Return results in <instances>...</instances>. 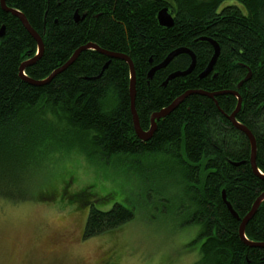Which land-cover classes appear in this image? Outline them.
<instances>
[{
  "label": "trees",
  "instance_id": "1",
  "mask_svg": "<svg viewBox=\"0 0 264 264\" xmlns=\"http://www.w3.org/2000/svg\"><path fill=\"white\" fill-rule=\"evenodd\" d=\"M6 5L24 15L42 38L41 58L25 70L32 80L47 79L88 44L127 55L134 64L135 109L144 131L150 129L153 114L185 93L237 91L251 73L238 90L242 106L237 121L254 136L256 164L264 175V0H6ZM164 8L173 15L172 28L159 25L157 15ZM1 28V199L53 200L49 175L45 182L43 177L54 156L71 149L89 159L96 152L105 159L163 156L175 162L185 181L187 224L199 230L188 246H198L200 264H264V249L241 240V223L223 202L224 192L243 219L264 193V180L250 164V142L227 118L237 108L236 97L190 95L157 122L154 136L144 142L134 130L125 62L86 51L50 83L33 86L20 78L19 68L37 55L36 41L0 6ZM204 38L216 42L220 52L213 72L201 79L214 55ZM177 49L195 55L193 71L166 83L171 74L191 65L190 56L181 54L148 79L150 70ZM41 109L48 110L60 128L49 124ZM134 218V211L120 203L109 210L91 205L83 238L111 233ZM245 236L249 242L264 243V202L248 222Z\"/></svg>",
  "mask_w": 264,
  "mask_h": 264
},
{
  "label": "rangeland",
  "instance_id": "2",
  "mask_svg": "<svg viewBox=\"0 0 264 264\" xmlns=\"http://www.w3.org/2000/svg\"><path fill=\"white\" fill-rule=\"evenodd\" d=\"M174 163L163 156L105 159L97 152L89 159L78 149L54 156L43 177L49 175L53 200L0 198V264H200L198 246H188L199 230L187 224L185 181ZM115 203L131 208L134 220L84 240L90 206L109 210Z\"/></svg>",
  "mask_w": 264,
  "mask_h": 264
},
{
  "label": "water",
  "instance_id": "3",
  "mask_svg": "<svg viewBox=\"0 0 264 264\" xmlns=\"http://www.w3.org/2000/svg\"><path fill=\"white\" fill-rule=\"evenodd\" d=\"M0 6L1 9L3 11H5L6 13H10L13 16L17 17L23 27L25 28V30L29 33V35L36 41L37 43V47H38V52L37 55L32 59L29 60L28 62L24 63L21 65V67L19 68V76L22 80H24L25 82L33 85V86H44L48 83H50L57 75L63 73L64 71H66L73 63H75V61L79 58V56L86 51H96L99 54H102L104 56H106L107 58H109L110 60H120L125 62L128 67H129V71H130V98H131V114H132V119H133V125H134V130L135 133L137 135V137L144 142H148L152 139V137L154 136L155 132L157 131V122H159L160 120L166 118L167 116H169L174 110H176L179 105L190 95L193 94H198V95H202L205 97H209V98H214L218 95H222V94H228V95H232L234 97L237 98L238 103H237V108L235 109V111L230 115L227 116L228 120L233 124V126L240 131L241 133H243L249 140L250 142V146H251V154H250V164L252 167L253 172L258 175L261 179L264 180V175H262L260 173V171L258 170L257 164H256V157H257V145H256V140L254 138V136L252 135V133L241 123H239L237 121V114L240 111V108L242 106V98L238 93V90L241 88L242 84L246 81H248L251 77V73L248 74V76L242 81L240 82V84L238 85V90L237 91H233V92H224V93H218V94H207L204 92H187L184 95H182L181 97H179L178 99H176L169 107H167L166 109H163L162 111L155 113L151 116V125H150V129L148 131H144L141 127H140V122H139V118L135 109V99H136V73H135V69H134V64L132 62V60L127 56V55H123V54H116V53H109L106 51L101 50L99 47H97L94 44H88L80 49H78L73 56L69 59V61L62 67H60L59 69H57L56 71H54L47 79L43 80V81H35L32 80L30 78H28L25 75V70L34 65L37 60H39L44 52V44L42 41V38L37 34V32H35L32 27L30 26V24L28 23L26 17L24 15H22L20 12H18L17 10L14 9H10L7 7L6 5V0H0ZM75 20L78 21V15L75 16ZM157 20L159 22V25L161 27L164 28H172L174 26V18L173 15L170 13L168 8H164L162 9L158 15H157ZM4 28L0 29V38L3 37L4 35ZM203 41H207L209 44H211V46L213 47L214 50V55L208 65V67L206 68V70L200 75V78L203 79L205 77H207L210 73L213 72L214 70V66L216 64L217 58L219 56V46L216 42H214L211 39H202ZM181 54H188L191 58V65L189 66V68L184 71V72H176L171 74L167 80L166 83L169 82L170 80L177 78V77H184L188 74H190L196 64V58L195 55L187 49H177L175 51H173L172 53H170L167 58L158 66L152 68L150 70V72L148 73V79H152L153 75L161 70L166 68L171 61L178 55ZM109 66V63H107L103 70H106ZM239 164H237L236 166H238ZM223 202L226 205L228 211L231 213V215L233 216V218H235L236 220L240 221V227H239V237L241 238V240L243 242L246 243L247 246H249L250 248H262L264 249V243H254V242H249L245 236V229L246 226L248 224V222L255 216L256 212L258 211L260 205L264 202V193L256 200V202L254 203L251 211L243 218L241 219L236 212L233 210L232 206L226 201V197H225V193L223 192Z\"/></svg>",
  "mask_w": 264,
  "mask_h": 264
}]
</instances>
